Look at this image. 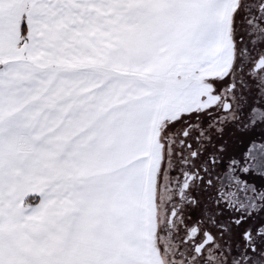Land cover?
I'll list each match as a JSON object with an SVG mask.
<instances>
[{"label": "snow or ice", "instance_id": "snow-or-ice-1", "mask_svg": "<svg viewBox=\"0 0 264 264\" xmlns=\"http://www.w3.org/2000/svg\"><path fill=\"white\" fill-rule=\"evenodd\" d=\"M0 264H264V0H0Z\"/></svg>", "mask_w": 264, "mask_h": 264}, {"label": "flooded vegetation", "instance_id": "flooded-vegetation-1", "mask_svg": "<svg viewBox=\"0 0 264 264\" xmlns=\"http://www.w3.org/2000/svg\"><path fill=\"white\" fill-rule=\"evenodd\" d=\"M226 139H230V138H228V137L226 136ZM240 147H242V145H238V146H237V148H240Z\"/></svg>", "mask_w": 264, "mask_h": 264}]
</instances>
